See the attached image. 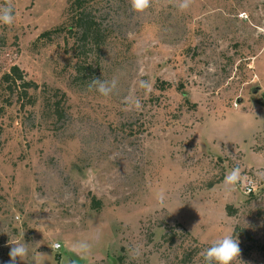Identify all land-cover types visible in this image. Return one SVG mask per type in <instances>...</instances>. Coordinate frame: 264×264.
I'll return each instance as SVG.
<instances>
[{"label":"rangeland","instance_id":"obj_1","mask_svg":"<svg viewBox=\"0 0 264 264\" xmlns=\"http://www.w3.org/2000/svg\"><path fill=\"white\" fill-rule=\"evenodd\" d=\"M69 1L0 0V81L36 87L33 106L0 87V264L9 237L30 244L16 264H203L235 231L236 264H264V0H91L87 40Z\"/></svg>","mask_w":264,"mask_h":264},{"label":"clouds","instance_id":"obj_2","mask_svg":"<svg viewBox=\"0 0 264 264\" xmlns=\"http://www.w3.org/2000/svg\"><path fill=\"white\" fill-rule=\"evenodd\" d=\"M192 0H178V9L183 12L190 8ZM131 9L136 13H143L150 6V0H130ZM16 20L15 9L11 4L0 6V24L12 25ZM117 87V80L113 78L110 81L93 78L88 84L89 90L93 88L102 97H109L113 94ZM139 87L145 90H150L151 82L141 80ZM139 107V103L136 104ZM242 180L241 168L237 165L229 170L224 178V184L228 190L235 187ZM9 237V236H8ZM8 245L10 246L9 257L11 264H16V260H23L29 255L28 243L21 242L19 239L13 241L9 237ZM53 248L58 249L59 243H54ZM72 249L78 255H87L90 252V245L85 241H77L73 243ZM138 255L139 252L137 251ZM199 255L203 258V264H236L240 259V248L238 239L231 235H226L223 238L213 242L209 247L202 250Z\"/></svg>","mask_w":264,"mask_h":264},{"label":"trees","instance_id":"obj_3","mask_svg":"<svg viewBox=\"0 0 264 264\" xmlns=\"http://www.w3.org/2000/svg\"><path fill=\"white\" fill-rule=\"evenodd\" d=\"M90 3L91 0H70L68 3L67 13L73 14L71 19L73 21L72 24H74V26L72 25L70 27V30H76V33H78V35H80L83 40H87L92 37L94 39L96 38L93 35L95 24L92 21L89 12ZM52 34L53 33L47 32L43 34V36H50ZM4 86H6L7 90L9 91V94H17L16 96L19 102L28 99V104L30 106L34 105V100L28 92L31 89H36V87H33L31 84L26 82L23 71H21L18 67H13L9 73H6L1 78L0 87ZM22 105H24V101ZM10 106H12V104ZM242 233L240 231H235L233 238L236 239L237 237H240V235H242L241 237H245V240L250 241V235L248 236V233L246 232ZM183 262H186V257L184 258Z\"/></svg>","mask_w":264,"mask_h":264},{"label":"built area","instance_id":"obj_4","mask_svg":"<svg viewBox=\"0 0 264 264\" xmlns=\"http://www.w3.org/2000/svg\"><path fill=\"white\" fill-rule=\"evenodd\" d=\"M245 189H246L247 193L252 192V190H253V183H252V182H248V183L245 185Z\"/></svg>","mask_w":264,"mask_h":264},{"label":"water","instance_id":"obj_5","mask_svg":"<svg viewBox=\"0 0 264 264\" xmlns=\"http://www.w3.org/2000/svg\"><path fill=\"white\" fill-rule=\"evenodd\" d=\"M260 105L264 108V95H263V102H261Z\"/></svg>","mask_w":264,"mask_h":264}]
</instances>
